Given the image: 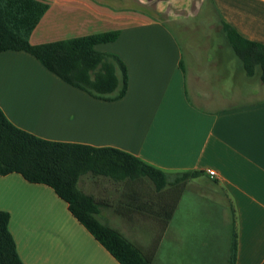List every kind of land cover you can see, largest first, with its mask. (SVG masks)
Wrapping results in <instances>:
<instances>
[{"label":"crops","instance_id":"obj_1","mask_svg":"<svg viewBox=\"0 0 264 264\" xmlns=\"http://www.w3.org/2000/svg\"><path fill=\"white\" fill-rule=\"evenodd\" d=\"M43 1L48 9L30 41L119 31L95 48L125 63L127 90L119 99L97 98L28 52L1 51L0 108L7 118L43 139L126 151L168 173L173 184L180 174L197 172L161 237L140 209L151 200L150 184V192L135 197L125 180L98 179L100 190L87 192L103 203L99 219L123 229L152 255L151 264H161L166 235L175 264H264V83L259 67L246 72L222 28L225 22L264 44V0H210L217 21L203 27L185 23L199 15L201 0H182V12L164 18V0L152 6L147 0ZM0 210L10 213L24 264H121L46 184L0 175ZM116 216L122 224L114 223ZM209 216L224 225L214 237L201 221Z\"/></svg>","mask_w":264,"mask_h":264},{"label":"trees","instance_id":"obj_2","mask_svg":"<svg viewBox=\"0 0 264 264\" xmlns=\"http://www.w3.org/2000/svg\"><path fill=\"white\" fill-rule=\"evenodd\" d=\"M47 9L48 3L43 0H0V52H28L64 82L94 97L106 100L121 98L128 84L125 63L119 56L95 48L97 44L114 41L119 31L34 44L30 36ZM222 28L235 54L243 61L246 72L253 75L259 67L264 83V44L243 37L225 22ZM10 173H19L29 182L52 187L68 203L69 210L78 221L121 264H151L152 255L144 253L120 230L99 219L103 203L79 187L81 177L90 175L114 181L125 180L134 190L135 197L139 192H150V184L153 193L148 198L151 200L142 204L140 209L157 223L161 237L187 181L197 174L184 172L174 184L170 183L168 173L133 154L114 147L40 138L14 125L0 108V175ZM153 198L156 199L157 212ZM9 221L10 213L0 210V264H24L9 230ZM235 257L236 242L233 248Z\"/></svg>","mask_w":264,"mask_h":264},{"label":"rangeland","instance_id":"obj_3","mask_svg":"<svg viewBox=\"0 0 264 264\" xmlns=\"http://www.w3.org/2000/svg\"><path fill=\"white\" fill-rule=\"evenodd\" d=\"M150 1V2H149ZM155 0H147L148 4H153ZM182 1V0H164V6H165V11H167V13H162L163 14V18L166 17V15L168 14H172V15H178L180 12H182L180 9L181 7L178 6L177 4ZM201 10L199 12V15L197 17H192L190 18L189 20H185L186 22L185 23H188L190 25L192 24H202L201 26L203 27V25L205 24H216V21H217V15L212 13V3L210 2V0H201ZM169 25L171 27H174L177 31L178 28L177 27V24L174 23V22H171L169 23ZM201 27V28H202ZM178 32V31H177ZM211 32L216 34L217 32H215V30L211 29ZM199 33H201V31H199ZM219 36H224L223 34L219 35ZM94 179V181H92ZM98 179H109L111 180L110 178L108 177H92L90 175H87V176H83L81 177L80 181H79V187L86 191V192H98L101 188V184L100 183H97L95 182V180H98ZM98 184V186H96ZM100 184V185H99ZM105 184V183H104ZM97 187V188H96ZM198 212V211H197ZM214 217L212 216H209V218H206V219H202L201 221L204 222V226H207L206 230L208 233L211 234V237H214L217 235V232L218 230L222 227L220 221H222L221 219H218L215 223L214 221ZM117 225L119 224H122V220L116 216L115 220H114ZM197 222V226H200V220H195ZM231 224V223H230ZM203 226V227H204ZM224 226V225H223ZM117 227V226H116ZM225 230H229L231 228L230 225H225ZM219 228V229H218ZM125 235H127L130 239L133 240L132 237H130L123 229L119 228ZM136 232H137V235L136 237H138L139 239H142V235H140V228L137 227L136 229ZM231 230V229H230ZM166 239L162 242V245L160 247V251H159V260L161 262V264H175L174 263V252L172 251V249L169 247V244L171 243L170 240H169V235H166L165 237ZM193 252V251H192ZM195 255H197L198 252H193ZM186 264V263H184Z\"/></svg>","mask_w":264,"mask_h":264},{"label":"built area","instance_id":"obj_4","mask_svg":"<svg viewBox=\"0 0 264 264\" xmlns=\"http://www.w3.org/2000/svg\"><path fill=\"white\" fill-rule=\"evenodd\" d=\"M208 174L211 176V177H215L216 176V171L214 169H208Z\"/></svg>","mask_w":264,"mask_h":264}]
</instances>
